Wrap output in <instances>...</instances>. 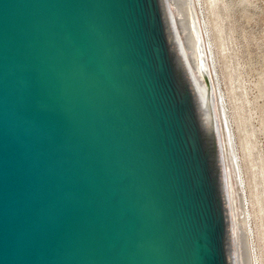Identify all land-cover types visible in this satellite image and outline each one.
<instances>
[{
	"label": "water",
	"instance_id": "obj_1",
	"mask_svg": "<svg viewBox=\"0 0 264 264\" xmlns=\"http://www.w3.org/2000/svg\"><path fill=\"white\" fill-rule=\"evenodd\" d=\"M0 264H252L192 0H0Z\"/></svg>",
	"mask_w": 264,
	"mask_h": 264
},
{
	"label": "rangeland",
	"instance_id": "obj_2",
	"mask_svg": "<svg viewBox=\"0 0 264 264\" xmlns=\"http://www.w3.org/2000/svg\"><path fill=\"white\" fill-rule=\"evenodd\" d=\"M192 3L209 48L206 64L226 126L223 139L250 260L264 264V0Z\"/></svg>",
	"mask_w": 264,
	"mask_h": 264
},
{
	"label": "bare ground",
	"instance_id": "obj_3",
	"mask_svg": "<svg viewBox=\"0 0 264 264\" xmlns=\"http://www.w3.org/2000/svg\"><path fill=\"white\" fill-rule=\"evenodd\" d=\"M198 18L199 19H201L199 16H198ZM202 29H200V31H199V33H201L202 34V31H201ZM205 31V30H204ZM202 38H203V43H202V47H203V49H204V53H205V56L207 57L206 59H208V49H207V47H206V43H205V39H204V34H202ZM208 46V45H207ZM210 55V54H209ZM208 62V61H207ZM209 63V62H208ZM209 66H210V64H209ZM211 70V69H210ZM210 77H211V79H212V74L210 75ZM215 85V84H214ZM217 96V95H216ZM218 97V96H217ZM217 101H218V99H217ZM219 106V105H218ZM217 108H219V107H217ZM220 110V109H219ZM218 115H219V121H220V125H221V128H222V133H223V135H225V132H226V130H225V125L223 124V119H222V114L218 111ZM227 140H228V138H227ZM230 142V141H229ZM228 142V143H229ZM227 143V144H228ZM229 146V145H228ZM230 154V153H229ZM256 196V195H255ZM261 196V195H260ZM258 198V197H257ZM256 201V200H255ZM260 201V200H259ZM264 240V239H263Z\"/></svg>",
	"mask_w": 264,
	"mask_h": 264
}]
</instances>
